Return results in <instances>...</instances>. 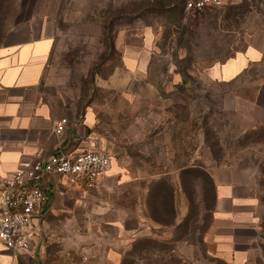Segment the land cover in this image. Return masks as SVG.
I'll use <instances>...</instances> for the list:
<instances>
[{"label": "rangeland", "instance_id": "374dc122", "mask_svg": "<svg viewBox=\"0 0 264 264\" xmlns=\"http://www.w3.org/2000/svg\"><path fill=\"white\" fill-rule=\"evenodd\" d=\"M164 8L153 0H0V41L23 22L52 35L44 99L88 121L91 149L112 157L102 191L124 207L143 202L152 224L125 261L221 264L205 244L212 174L246 178L264 237V59L227 83L208 70L248 45H264V0H223L200 14ZM144 25L153 29L146 72L129 76L117 35L139 44ZM160 183V191L173 192V212L166 206L169 214L159 215L168 224L154 222L147 207L152 201L161 210Z\"/></svg>", "mask_w": 264, "mask_h": 264}, {"label": "crops", "instance_id": "0c3cea01", "mask_svg": "<svg viewBox=\"0 0 264 264\" xmlns=\"http://www.w3.org/2000/svg\"><path fill=\"white\" fill-rule=\"evenodd\" d=\"M33 24L13 25L0 41V187L22 161L59 151L94 150L88 121H79L43 97L41 80L54 39L44 25ZM126 34L117 35L116 46L128 75L139 76L146 72L153 29L144 25L136 45L124 41ZM263 59L264 45L251 44L212 65L208 77L227 83ZM62 118L67 124L56 134L55 125ZM107 171L97 191H68L57 179L44 212L32 222L30 249L15 253L0 247V264H121L125 251L136 239L148 236L152 224L143 202L138 208L124 207L113 201V191H102L100 186H108ZM222 174L211 175L214 201L207 253L223 264H251V260L264 264V237L250 183L237 174L231 179Z\"/></svg>", "mask_w": 264, "mask_h": 264}, {"label": "built area", "instance_id": "2783aa9c", "mask_svg": "<svg viewBox=\"0 0 264 264\" xmlns=\"http://www.w3.org/2000/svg\"><path fill=\"white\" fill-rule=\"evenodd\" d=\"M183 11L200 14L220 8L223 0H171ZM67 124L62 118L55 125L61 134ZM110 153L103 150L59 151L36 160L22 161L0 187V247L25 252L31 247L32 222L44 212L49 191L60 183L80 190L95 189L110 167Z\"/></svg>", "mask_w": 264, "mask_h": 264}, {"label": "trees", "instance_id": "16d2710c", "mask_svg": "<svg viewBox=\"0 0 264 264\" xmlns=\"http://www.w3.org/2000/svg\"><path fill=\"white\" fill-rule=\"evenodd\" d=\"M164 1H167L168 5H169L167 9L164 8L165 7V5L163 4ZM155 3L158 4V6L160 8H164L166 11H170L171 9H181V10H183L182 8H179L177 6L172 5L171 0H157V1H155ZM160 185H161L160 188L156 187L154 190L158 191V192H160L162 194H165V196H166V198H164V195L163 196L160 195V198H161V210H158L155 207V204L152 205V203H153L152 201H149V203L147 204V207H148L149 212H150V217H151V219L154 222L161 223V224H168L169 221H165V220L161 219L159 217V215H160V213H165L166 215L169 214V210H168L167 207H170L171 211L173 212V192H172V190L170 192H168L166 186H165V188H166L167 192L160 191V190L163 189L164 184L160 183ZM124 256H125V254L123 255L121 264H133V263L126 262L125 259H124ZM221 264H223V262H221Z\"/></svg>", "mask_w": 264, "mask_h": 264}]
</instances>
